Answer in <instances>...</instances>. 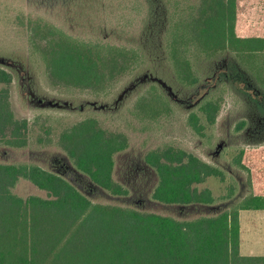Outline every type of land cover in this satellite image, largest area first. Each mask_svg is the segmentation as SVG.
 <instances>
[{"label": "trees", "instance_id": "obj_1", "mask_svg": "<svg viewBox=\"0 0 264 264\" xmlns=\"http://www.w3.org/2000/svg\"><path fill=\"white\" fill-rule=\"evenodd\" d=\"M44 1H61L63 6L107 5V0ZM238 2L198 0L190 1L186 7L181 2V21L169 25L164 35L167 55L181 83L199 85L212 71L207 77L211 81L206 83L209 91L187 119L201 138L206 136L207 127L216 123L221 104L210 89L222 79L250 96L264 118V65L259 60L264 56V36L238 34ZM132 3L142 8L143 0ZM164 3L161 0L159 5ZM149 4L157 6L156 0H149ZM167 10L166 15L172 18ZM21 12L17 19L27 30L30 50L42 60L55 85L102 93L134 71L145 56L142 47L82 38L42 15ZM152 14L150 8L148 17ZM216 63L222 65L215 68ZM13 80V72L0 66V141L25 148L30 124L26 118H17L12 108ZM153 86L137 102L146 114L153 113L163 98H169L156 91V84ZM245 124V120L239 121L237 129ZM129 145L124 131L105 128L96 116L84 117L59 135V146L73 167L114 196L131 193L115 177L116 155ZM243 154L240 151L232 164L247 169L242 163ZM144 160L158 178L150 195L154 201L213 207L238 194V180L227 169L185 148H153L146 152ZM212 177L221 182L229 180L224 194L217 196L205 185ZM22 179L45 191L46 196L17 194L14 189ZM243 209H264V195L248 194L213 215L178 219L95 202L63 174L34 162H0V264L262 263L264 257L241 254Z\"/></svg>", "mask_w": 264, "mask_h": 264}, {"label": "rangeland", "instance_id": "obj_2", "mask_svg": "<svg viewBox=\"0 0 264 264\" xmlns=\"http://www.w3.org/2000/svg\"><path fill=\"white\" fill-rule=\"evenodd\" d=\"M133 1L107 0L106 6L99 3L90 7L88 4L63 6L61 1L0 0V66L14 74L10 93L16 117L26 118L30 124L27 147H10L0 141V162H34L63 174L95 202L178 219L213 215L248 194L264 195V118L250 96L222 79L210 89L221 104L215 125L207 127L204 138L188 125L189 113L209 91L210 85L206 83H210L207 77L212 71L199 85L181 83L175 77L173 63L167 55L164 35L169 25L181 21V2L186 7L190 1L198 0H164L162 6L159 5L161 0H156L155 7L149 0H143L142 8L139 6L138 9ZM238 1V34L264 36V0ZM150 8L153 14L148 17ZM167 8L172 18L166 15ZM21 11L26 15H42L82 38L142 47L145 56L134 71L122 76L102 93L55 85L49 80L42 60L30 50L27 30L17 19L22 15ZM259 60L264 65V56ZM221 65L216 63L214 67ZM153 84L159 94L169 98H163L165 102L153 113L146 114L138 108L137 102ZM87 116H96L105 128L124 131L128 135L129 147L116 155L115 177L130 188V195L114 196L94 184L73 167L59 146L61 131ZM241 120L246 124L237 129ZM167 146L185 148L227 169L238 180L237 196L213 207L202 204L185 207L152 200L150 195L158 178L144 157L150 149ZM242 150V163L247 169L232 164ZM228 183L229 180L221 182L212 177L205 185L220 196L225 193ZM14 191L24 197L31 194L46 196L45 191L25 179Z\"/></svg>", "mask_w": 264, "mask_h": 264}, {"label": "crops", "instance_id": "obj_3", "mask_svg": "<svg viewBox=\"0 0 264 264\" xmlns=\"http://www.w3.org/2000/svg\"><path fill=\"white\" fill-rule=\"evenodd\" d=\"M240 251L245 256L264 257V209L240 211Z\"/></svg>", "mask_w": 264, "mask_h": 264}]
</instances>
